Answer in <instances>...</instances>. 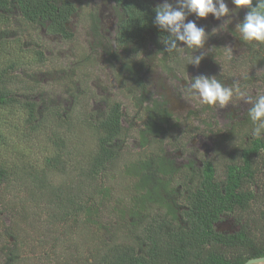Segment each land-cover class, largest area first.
<instances>
[{"label": "trees", "instance_id": "16d2710c", "mask_svg": "<svg viewBox=\"0 0 264 264\" xmlns=\"http://www.w3.org/2000/svg\"><path fill=\"white\" fill-rule=\"evenodd\" d=\"M120 1L126 13L119 24L121 33L136 28L134 17L153 14L148 2ZM72 8L68 0H0V29L16 15L14 20L22 27L42 25L70 37L63 21ZM5 36L0 32V257L4 263L48 261L45 248L40 254L32 249L38 245L34 226L39 222L49 223L51 242L40 243L50 250L58 246L57 235H64L56 264H242L261 254L264 239L254 238L246 228L225 234L215 224L233 216L245 227L242 214L253 201L259 203L254 212L259 217L254 220L260 225L264 219V187L256 183L261 168L264 174V132L255 137L252 123L234 141H238L235 154L219 158L224 160L220 164L201 159L199 165L190 161L176 169L159 145L155 150L151 145L178 124H170L173 119L167 110L147 108L150 113L138 135L143 150L119 166V146L128 135L119 106L110 107L97 120L76 118L79 124L57 105L39 110L38 102L24 95L26 80L18 85L16 77L21 75L14 73L28 63L21 54L4 57L12 48L6 42L16 41ZM34 54L42 63L43 54ZM85 129L92 136L90 148L79 143ZM221 139L232 140L233 130ZM32 146L43 149L41 162L29 157ZM118 166L126 181L125 194L112 200ZM56 176L59 182H54ZM104 211L113 217L112 223H102ZM3 212L11 217L7 225L1 221ZM54 227L59 228L55 236ZM101 229L108 238L99 233Z\"/></svg>", "mask_w": 264, "mask_h": 264}, {"label": "rangeland", "instance_id": "374dc122", "mask_svg": "<svg viewBox=\"0 0 264 264\" xmlns=\"http://www.w3.org/2000/svg\"><path fill=\"white\" fill-rule=\"evenodd\" d=\"M72 1L77 11L69 18L68 22V28L73 33L71 40H64L60 36L47 34L37 25L27 28L22 27V23L14 20L16 15L10 16V25L8 26L7 24L1 28L0 32L7 35L5 36L7 39L16 40L11 44L6 42L12 48L8 50L9 53L4 57H11L12 59L17 54H21L24 61L28 63L26 69L21 66L14 72L15 75H21L16 77L19 80L18 85L22 80L23 83L26 80L24 84L27 85L28 92H25L24 95L38 102L39 110L48 105H57L65 111H69L71 117L75 120L72 121L79 124L76 122V118L83 119L92 115L94 111L99 112L103 108L104 101L102 97L105 95L103 93L108 90L102 85L104 77L101 76V72L105 73L106 71V67L103 66V60L106 57L103 54L106 47L113 42L118 10L109 0ZM151 1L156 4L165 2V0ZM168 3L175 4V0H168ZM91 11L96 14V21H94L96 22L97 32L93 29V23L89 24V18H87ZM189 20L195 21L198 27H203L205 30L208 29L207 31L210 35L213 28L218 27V24L226 23V21L231 23L230 19L222 17L219 22L213 20L211 26L207 28L206 26L210 23V20H205V18L197 19L194 14L188 15L185 22ZM226 39L231 42L227 36ZM108 42L109 44H107ZM211 43L212 40L207 38L204 45L199 49H188L183 43L185 46L183 51L192 53L194 61L196 57H200L198 65L193 63L183 73L163 71L157 67L156 61L151 60L153 65L145 75L146 88L148 87L151 94L155 95L156 98L164 99L168 103L173 115L171 123L178 124L176 128L163 138V142L155 141L151 147L155 150L156 146L159 145L164 157L172 159L176 169H182L189 161L199 165L202 156L215 160L216 164L224 161L219 159L223 156L218 154H222V151H226L224 154H230L231 151L228 149L231 147L228 145L226 147L224 145L216 146L212 142L213 138L211 137L210 139L206 134L205 128L209 125L210 129L218 134L223 133L229 128L234 117L235 119L240 118L251 106V104L245 103L246 97L250 96L254 100L258 94L264 93V69H258L254 73L252 72L253 70H247L246 66L249 65L238 69V65H234L236 61L232 60L231 53L229 52L228 55L225 52L220 53V48L218 47L211 50L209 57L212 56L213 59H207L206 56L207 53H210ZM206 48V54L200 56V52L205 51ZM35 51L43 54L42 63L39 55L34 54ZM80 53H83L81 54L83 56L87 54L89 58L96 57L94 62L90 60L91 67L87 69V74H83L79 68V59L82 57L78 56ZM245 73H248L249 76L245 75L247 77L244 81L245 85L241 86L236 80H238L237 77H241ZM200 76L208 79L216 78L221 83L234 86L233 96L227 105L221 107L219 104L213 106L203 104L199 97L187 90V86L190 88L191 84L195 82L194 78ZM15 83L16 81L11 82L12 85H15ZM121 86H109L110 89L108 90L109 93H113L111 96L121 102L122 125L128 134L119 146L122 155V159L118 163L119 166L125 163L127 158H132L143 150L138 138L142 127L140 110H136L137 105L131 93L127 91V93L119 94V92L128 88L122 86L123 89H119ZM82 87H87L88 93L86 92L84 95L79 93V96L78 91ZM237 88L239 92H237ZM241 93L243 96L240 95ZM74 96H76L74 99L75 103L73 102ZM147 96L149 95L147 94ZM192 110H201V113L190 114L189 112ZM91 137L86 129L85 133H81L79 143H81L82 147L84 145L89 148L92 146L93 140ZM231 144L234 145V142H231ZM29 151V157L33 161L41 162L39 156L44 154L43 149H37L32 146ZM119 166L117 172L114 173L112 181V200H119L125 194L126 187L124 185L126 181L119 173L121 170ZM60 179L59 176H56L54 177V182H59ZM259 184L264 187V179H261ZM112 200L110 205H112ZM112 218L107 215L106 211L100 214V219L104 225H106L108 220L112 223L110 220ZM10 220L11 217L3 212L1 221H4L7 225ZM234 221L235 218L233 216L223 217L220 222L215 224V229L217 231H222L223 228L231 229ZM48 225V222L43 224L39 222V224L34 226L38 227L35 235L38 245L32 249L34 251L37 249L36 254H40L44 248V251L49 252L48 261L46 259L41 261L42 258H40L37 259L38 264H56L55 262L58 258L55 255L63 252L64 235H57L59 228L54 227L56 228L54 236L57 235L60 238L56 241L58 246L54 250L53 248L50 250L48 244L40 243L44 239L48 243L51 242L53 234L50 229L48 230ZM99 233L106 238L109 237L104 229H101ZM0 264H6L3 256L2 258L0 257Z\"/></svg>", "mask_w": 264, "mask_h": 264}, {"label": "flooded vegetation", "instance_id": "af4514ba", "mask_svg": "<svg viewBox=\"0 0 264 264\" xmlns=\"http://www.w3.org/2000/svg\"><path fill=\"white\" fill-rule=\"evenodd\" d=\"M60 1V0H58ZM69 2L72 3L73 8L69 12L68 16L66 19L63 21L64 27L66 30L71 34L70 37L63 36L61 34L52 32L45 29L44 26L42 25H37L40 27L45 33L50 34V35H57L60 36V38L64 40H71L73 38V33L69 30L68 28V22L69 18L74 15V13L77 11V8L75 4L73 3L72 0H68ZM113 3L114 7L117 8V20H116V27L114 31V39L112 44H109L106 49L104 50V57L106 59L103 60V66L106 67L105 73L101 72V76L104 77V80L102 85L106 88V90L110 89L109 86H126L124 91L119 92V94H124L129 93L132 94V97L134 98L133 100L136 102V110L139 111L141 118L140 122L141 124L143 123V120H146L148 118V115L150 112L146 110L147 108H152L153 112L155 110L160 111V110H167L169 113L172 112L170 111L168 103L164 99H158L155 97V95L151 94L149 88H146V73L149 72L150 67L153 65L151 64L152 61H156V65L158 68H161L163 71H175L179 73H183L184 71L188 70L191 65L194 63V58L192 57V53H187L184 52V44L183 42L176 41L177 48L169 51L168 49L171 47L172 40L168 39L170 36V33L165 30L161 29L158 25L154 24V19H155V9L161 5V4H156L153 3L151 0H142L145 2H148L150 6L154 9L153 14L149 15V18L146 16H136L134 17L135 20V26L136 28L132 27L129 29V31H125V33H121L119 29V24L124 20L125 18V11L124 8L121 4H119L118 0H109ZM227 3L229 9H230V14L229 16H225L226 19H230L231 23H228L226 21L223 22L222 24H218V27L213 28L212 34L205 30L206 36L208 39L212 40V43L210 45V53H207L206 58L207 59H213L211 55V50L214 48H220V53H224L228 55L230 52L232 60L236 61L234 65H238V69H240L243 66L247 67V70H253L252 72H256L258 69H264V43H260L257 41H252V42H245L240 39V33L236 30V25L238 23H241L248 11H250V8L244 7L236 12H233L232 10L235 9V5L231 3V0H225ZM120 3H123L121 0ZM96 14L94 11H91L88 15L87 18H89V24L93 23V29L95 32L96 30ZM95 20V21H94ZM205 20H210V23L207 24V28L211 26V22L218 21L217 19L213 18L211 14ZM49 24V22H46L45 25ZM228 33V34H227ZM226 36L228 39L231 40V42H228L226 39ZM168 39V42L165 43L164 41ZM205 51L200 52V56H203L206 54ZM83 53H80L78 56H82L79 59V68L83 74H87V69L91 67V62H94L96 60V57H87V54L84 56L81 55ZM152 60V61H151ZM193 61L192 63H190ZM104 67V68H105ZM174 72V74H175ZM247 72V71H246ZM249 76L248 73H245L241 77H237L238 80H236L240 85H245L244 81L247 77L245 75ZM109 84V86H108ZM223 86L231 88L232 92L234 91V86L224 84L222 82ZM122 86L119 89H123ZM130 89V90H128ZM107 90V91H108ZM105 91L103 94H105L102 99L104 101L103 103V108L98 112L94 111L91 117H93L95 120L98 118H101L102 116H105L107 113L108 109L110 107H113L114 105L119 106V111H120V121L122 125V106L120 100L114 98L113 93H109ZM88 93L87 87H82L79 88L78 95L80 96L79 93ZM111 92V91H110ZM140 93V94H139ZM110 94V95H109ZM147 94L149 96H147ZM264 94V93H263ZM141 95V96H140ZM233 96V94H232ZM75 97H73L74 101ZM252 106V105H251ZM251 106L246 110V112L243 113V115L235 119L230 123L231 125L229 128L224 131L221 134H218L217 132L213 131L210 129L209 125L205 128L206 134L213 138V143L216 144V146H221L226 145L230 146L228 150L231 151L230 154H235V146L236 142H234L236 139H240V135L242 136V132L246 133L245 130L249 127L250 124L253 122H250L251 119L248 117L247 112L251 108ZM190 114H198L201 113V110L197 111H190ZM173 116V115H172ZM171 124V122H170ZM123 126V125H122ZM171 131L173 129H170ZM230 130H233V139L229 140V142L226 141H221L222 139V134H225L226 132H230ZM237 132V133H235ZM235 133V134H234ZM164 139L162 138L161 142H163ZM217 141H219V145H217ZM231 142H234V145L231 144ZM161 148V147H160ZM216 148V147H215ZM226 151H222V154H218L219 156H226V157H231L229 154H224ZM161 154L164 156V154L161 151ZM224 154V155H223ZM217 156V157H219ZM216 157V158H217ZM203 159L205 156H202ZM201 158V159H202ZM167 159H170L167 157ZM172 160V159H171ZM200 161V160H199ZM190 162V161H189ZM193 162V161H192ZM216 162V161H215ZM194 163V162H193ZM201 163V161H200ZM196 165V164H195ZM262 170V168L260 169ZM258 172V175L255 176L257 177L256 183H259L261 179H264V174L263 170ZM253 188V186H251ZM257 187L254 186L253 189H256ZM259 189V188H258ZM258 201L254 203V201L251 204V208L248 211H245L242 214V218L244 220L245 227L243 226V223L241 221H237L235 219L233 227L231 229H222V233L225 234H233L237 229L239 230L240 228H246L249 232L250 235L254 236V238H259V240L264 239V219L261 221V224L258 225L255 220H258L259 214L254 213L256 210V206H258ZM253 210V211H252ZM247 214H250L252 221H248L247 219ZM228 217V216H224ZM221 221V220H220ZM219 221V222H220ZM218 223V222H217ZM242 224V225H241ZM261 244V243H259ZM262 245L261 249V254L255 257L251 258H260L264 256V242ZM248 258L246 259L242 264H244L247 260L251 259ZM250 264H264V261L260 262H254Z\"/></svg>", "mask_w": 264, "mask_h": 264}, {"label": "clouds", "instance_id": "9594fccd", "mask_svg": "<svg viewBox=\"0 0 264 264\" xmlns=\"http://www.w3.org/2000/svg\"><path fill=\"white\" fill-rule=\"evenodd\" d=\"M231 3L235 5L233 12L244 7L250 8L243 21L236 25L240 39L245 42L264 43V0H256L255 6H252L253 0H231ZM155 12L154 24L170 33L168 39L172 40V44L168 50L171 51L177 48L176 41L183 42L188 49H199L207 39L203 27H198L193 20L185 22L188 15L194 14L197 19H201L211 14L213 18L220 20L229 16L230 9L225 0H175V4L165 0ZM168 39L164 42L167 43ZM199 61L200 57H196L194 63L198 65ZM194 81L190 88L187 86V90L199 97L203 104L209 106L219 104L223 107L232 97V89L223 86L216 78L208 79L200 76L194 78ZM237 92H239L238 88ZM240 95L243 96L242 93ZM245 103L252 105L247 115L254 125L253 135L259 138L264 132V94H258L254 100L250 96L246 97Z\"/></svg>", "mask_w": 264, "mask_h": 264}, {"label": "water", "instance_id": "95a60500", "mask_svg": "<svg viewBox=\"0 0 264 264\" xmlns=\"http://www.w3.org/2000/svg\"><path fill=\"white\" fill-rule=\"evenodd\" d=\"M260 261H264V256L260 257V258H251L249 260H247L244 264H250V263H254V262H260Z\"/></svg>", "mask_w": 264, "mask_h": 264}]
</instances>
